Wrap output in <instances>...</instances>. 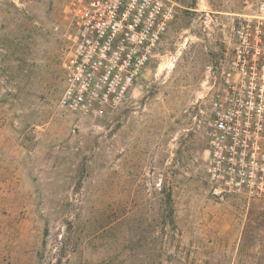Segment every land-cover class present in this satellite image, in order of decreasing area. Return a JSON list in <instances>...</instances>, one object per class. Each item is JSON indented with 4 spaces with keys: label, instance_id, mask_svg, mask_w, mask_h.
I'll return each instance as SVG.
<instances>
[{
    "label": "rangeland",
    "instance_id": "374dc122",
    "mask_svg": "<svg viewBox=\"0 0 264 264\" xmlns=\"http://www.w3.org/2000/svg\"><path fill=\"white\" fill-rule=\"evenodd\" d=\"M72 1L0 0V264H264V196L219 201L206 173L233 22L259 0H169L103 114L60 105Z\"/></svg>",
    "mask_w": 264,
    "mask_h": 264
},
{
    "label": "built area",
    "instance_id": "2783aa9c",
    "mask_svg": "<svg viewBox=\"0 0 264 264\" xmlns=\"http://www.w3.org/2000/svg\"><path fill=\"white\" fill-rule=\"evenodd\" d=\"M70 9L60 105L103 114L157 57L176 9L169 0H73ZM230 40L210 103L206 173L219 201L264 196V0L237 14Z\"/></svg>",
    "mask_w": 264,
    "mask_h": 264
}]
</instances>
